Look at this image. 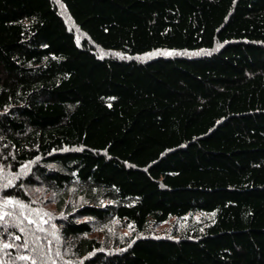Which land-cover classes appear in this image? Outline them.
<instances>
[{
	"label": "trees",
	"instance_id": "obj_1",
	"mask_svg": "<svg viewBox=\"0 0 264 264\" xmlns=\"http://www.w3.org/2000/svg\"><path fill=\"white\" fill-rule=\"evenodd\" d=\"M0 264H264V0H0Z\"/></svg>",
	"mask_w": 264,
	"mask_h": 264
},
{
	"label": "rangeland",
	"instance_id": "obj_2",
	"mask_svg": "<svg viewBox=\"0 0 264 264\" xmlns=\"http://www.w3.org/2000/svg\"><path fill=\"white\" fill-rule=\"evenodd\" d=\"M155 54H156V52L148 54L147 56H154ZM49 207L54 208V204L49 203ZM204 218H206V216L204 217L201 214H194V215L187 216V217L181 218V219L172 218L169 221H167V222L159 225L155 229H153V231H154V233L159 234V235L160 234H169L172 231L173 227L176 226V228L178 229L177 232L181 233L183 231V229H182L183 227L187 226L191 222L204 220ZM121 233L123 235H131L132 234L131 230H128V229H123ZM49 242H50V246L55 249L56 244L58 243V239L55 236L53 238H50Z\"/></svg>",
	"mask_w": 264,
	"mask_h": 264
}]
</instances>
